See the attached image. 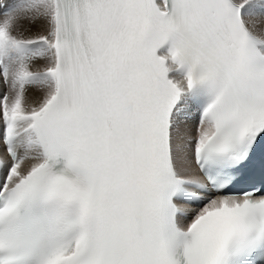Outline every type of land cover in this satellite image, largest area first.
<instances>
[{"label": "snow or ice", "instance_id": "1", "mask_svg": "<svg viewBox=\"0 0 264 264\" xmlns=\"http://www.w3.org/2000/svg\"><path fill=\"white\" fill-rule=\"evenodd\" d=\"M0 264H264V0H0Z\"/></svg>", "mask_w": 264, "mask_h": 264}]
</instances>
